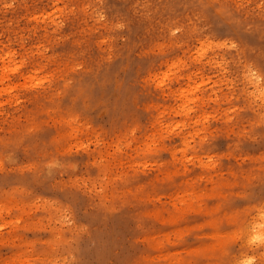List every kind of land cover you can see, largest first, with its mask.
I'll return each instance as SVG.
<instances>
[{"label":"rangeland","instance_id":"obj_1","mask_svg":"<svg viewBox=\"0 0 264 264\" xmlns=\"http://www.w3.org/2000/svg\"><path fill=\"white\" fill-rule=\"evenodd\" d=\"M260 97L264 0H0V264H264Z\"/></svg>","mask_w":264,"mask_h":264},{"label":"bare ground","instance_id":"obj_2","mask_svg":"<svg viewBox=\"0 0 264 264\" xmlns=\"http://www.w3.org/2000/svg\"><path fill=\"white\" fill-rule=\"evenodd\" d=\"M12 72H13V71H12ZM180 89H181V88H180ZM179 92H180V91H179ZM180 96H181V95H180ZM260 98H261V97H260ZM261 99H263V98H261ZM263 100H264V99H263ZM260 101H261V100H260ZM180 106H182V105H180ZM262 211H263V210H262ZM261 214H262V213H261ZM261 214H260V216H261ZM258 216H259V214H258ZM258 218H259V217H258ZM260 218H261V217H260ZM260 218H259V219H260ZM262 221H263V220H262ZM262 221H261V222H262ZM258 222H259V221H258ZM261 222H259V223H261ZM262 223H264V221H263ZM254 226H256V225L254 224ZM252 227H253V226H252ZM256 227H257V229H256V230H252V231H254V233L256 232L255 234L258 235V236H260V234H261V236L258 237V241H260V240L262 239V237H263L262 240H264V235H262V234H264V233H262V231H263L264 229H263L262 226H260V225H259V226L257 225ZM256 227H255V228H256ZM260 227H261V231H260V230L257 231L258 228L260 229ZM263 227H264V226H263ZM251 229H252V228H251ZM262 229H263V230H262ZM249 231H250V230H249ZM252 231H251V232H252ZM249 234H250V232H249ZM251 234L253 235V233H251ZM256 235H255V236H256ZM249 236H250V235H249ZM255 236H253V237H254L253 242H255L254 240H257V238L255 239ZM259 238H260V239H259ZM250 240H252V237H251ZM262 240H261V241H262ZM248 242H249V241H248ZM251 242H252V241H251ZM256 242H257V241H256ZM256 242H255V243H256ZM262 242H263V241H262ZM255 243H254V244H255ZM258 243H260V242H258ZM261 244H262V243H261ZM263 250H264V249H263ZM258 251H259V250H258ZM16 253H17V252H16ZM263 254H264V253H263ZM263 254H262V255H263ZM249 258H250V257H249ZM249 258H248V259H249ZM24 259H25V257H24ZM240 262H241V261H240ZM242 262L244 263V259L242 260ZM237 263H238V262H237ZM245 263H246V261H245ZM245 263H244V264H245ZM246 264H249V262L246 263Z\"/></svg>","mask_w":264,"mask_h":264},{"label":"clouds","instance_id":"obj_3","mask_svg":"<svg viewBox=\"0 0 264 264\" xmlns=\"http://www.w3.org/2000/svg\"><path fill=\"white\" fill-rule=\"evenodd\" d=\"M173 34H175V33H173Z\"/></svg>","mask_w":264,"mask_h":264}]
</instances>
